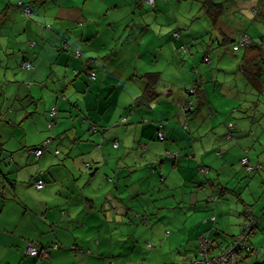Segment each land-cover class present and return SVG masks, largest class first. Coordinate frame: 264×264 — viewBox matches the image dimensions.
Wrapping results in <instances>:
<instances>
[{
    "label": "crops",
    "instance_id": "obj_1",
    "mask_svg": "<svg viewBox=\"0 0 264 264\" xmlns=\"http://www.w3.org/2000/svg\"><path fill=\"white\" fill-rule=\"evenodd\" d=\"M21 2L36 15L23 13ZM158 6L160 12H148L145 0H0V264H146L144 254L161 249L164 232L180 231L175 237L168 233L182 248L187 243L182 229L187 228V247L197 243L193 256L175 248L183 264L198 256L200 236L224 244L243 233L247 214L258 219V228L246 243L261 251L243 250L237 264H264V203L258 209L259 200L249 201L243 193L257 194L254 188L264 183L253 184L255 174L247 175V183L237 174L225 182L227 166L241 165L244 156L249 165L264 169L256 134L262 126L242 114L243 120L236 121L239 137L229 141L218 122L236 110L238 87L247 90L251 79L257 81L238 75L232 83L226 74L218 76L213 59L212 65L203 61L207 44L212 50L218 46L206 37L202 50L181 54L167 35V26L177 18L173 7L163 0ZM147 19L153 29L145 27ZM212 31V37L224 38L223 30ZM25 61L33 69H24ZM87 70L96 72V78ZM148 72L161 73L163 95L149 108L137 107L142 91L138 76ZM197 79L211 103L186 129L178 102ZM53 108L58 116L50 128ZM160 120L166 121L169 137L164 144L152 139L157 130L153 122ZM49 138V150L37 158L32 148ZM202 166L210 168L205 176ZM152 167L166 176L167 185L151 178ZM39 176L46 182L40 191L34 186ZM151 188L154 202L162 200L165 190L174 202L159 207L153 215L159 217L149 215L144 224V206L131 201ZM230 190L240 194L235 204L226 197ZM182 203L192 211L178 210ZM163 209L168 211L160 215ZM173 209L178 216H166ZM181 211L185 219H180ZM195 213H204L203 219L192 220ZM209 216L215 220L208 221ZM131 225L152 233L139 238ZM32 244L48 248L50 258L29 256ZM159 254L166 256V264H175L168 253Z\"/></svg>",
    "mask_w": 264,
    "mask_h": 264
},
{
    "label": "trees",
    "instance_id": "obj_2",
    "mask_svg": "<svg viewBox=\"0 0 264 264\" xmlns=\"http://www.w3.org/2000/svg\"><path fill=\"white\" fill-rule=\"evenodd\" d=\"M147 1L150 3L149 5L147 4V6L149 7V8L147 7L148 12H157V11L160 12L161 11L159 6H158L159 0H154L153 3H151L149 0H147ZM163 1L166 3L167 6L172 8V6L170 5L171 0H163ZM180 1L183 2L184 0H177V3ZM258 1L259 2L256 3L255 6L252 8L254 13H255V16H256L255 18H257L258 16H260L261 18H264V0H258ZM229 2H232L235 6L236 5L238 6V1H236V0H201L203 10H205V13H207L210 16L208 19L215 26H217V24H219L220 22H225L226 19L228 20L227 17L229 14V7H228ZM240 3H241V1H240ZM19 6L23 9V13H26L27 15L33 14L32 7L28 6L25 2H21L19 4ZM137 6H141V3L138 2ZM231 9L232 8H230V10ZM148 12H147V17L149 16ZM230 13H231V11H230ZM140 16L144 17V15H142V14ZM0 20H1V18H0ZM134 20L136 21V18ZM175 22H177V25H175ZM172 23H173L172 25L175 27L171 26L170 28H167V30H168L167 35L170 37V39L173 42L177 43V49L183 55L184 54H190L192 47L195 46L194 43L197 40H200V38L205 36L207 33H210L209 31L198 32L193 27L190 28V27H187L186 25L184 26V25H182L181 21L178 20V17L176 19H173ZM145 24H146L145 27H147V29H149V28L153 29V26L148 23V19L146 20ZM224 28H229L230 29L229 33H228V31H225ZM221 30H223L225 33L223 39H220L217 37L216 38L211 37V39H207V41L204 40V42L205 41L210 42V40H213V41H215V43L218 44V46L230 44L231 45L230 48H231L232 53L236 54V59H239V64L237 67L220 69V71L223 73V75L226 74L228 77L232 78L233 79L232 83L235 82L234 79H236V77L238 75H242L243 77L247 76V77H249V79H251L250 77L253 76V77H255L254 79L257 81V84H255L251 79L249 84H251L253 86L249 85L248 86L249 88L247 90H243L242 88L238 87L239 91H237L236 94H237V96L238 95L239 96L237 98H235L236 99L235 101L236 102L239 101L240 104L237 106L236 110H234V111H235V113L240 114L241 116L239 118H236V119L232 117V119L233 120L235 119V121L232 120L233 122H231V121L229 122L230 125L228 126L227 132L225 134V137L227 138V140L231 141V140H234L236 138L238 139V137H239L240 133H238L239 130L237 129V123L238 122L236 123V121H242L244 118L243 115H245V117H246V119H248V121L251 120L253 125L259 124L264 128V106H263L264 103L262 101V97L259 96V94L261 92L264 93V67L261 66V62L258 61V59H257V55L260 53V51L262 52L263 45L255 43L253 37H251L248 33H245L244 31H242L240 29H236L235 26H233L231 28L227 25L222 26ZM238 34H240V37H239V39H236L237 38L236 35H238ZM207 46H208L207 51H205V53L203 54L204 55L203 61L205 64L212 65L213 52L211 50L213 49V47H212L213 45L209 46L207 44ZM246 65H247V67H246ZM87 71L89 72L91 77L94 75L96 78V72H93L92 70H87ZM196 74L200 76L199 71H197ZM95 78H93V79H95ZM138 78L142 82V91H141V94L135 99L134 104L137 107L138 106H147L149 108L151 106V104L159 103L161 100L160 98L163 95V91L161 89V86L163 83L161 73L160 72H148V73H145L143 75H139ZM199 81H200V79H197L194 82V85L189 90L186 91L187 96L186 95L185 96L187 98L178 102V108H179V111L181 112V115L183 117V123H184L186 129H188L190 127L191 122L196 118V114H198L200 111L205 109V107H207V105L209 103H211L210 97L207 95L205 90L200 88ZM232 85L235 86V84H232ZM256 88H259V89L256 90ZM254 93H256V94L254 95ZM263 97H264V95H263ZM50 120L55 122L56 118H54V119L51 118ZM251 121H249V122L251 123ZM165 122H166L165 120L153 122V124H155V127L157 129L156 133H155L156 136H154V138H152L155 142L164 144L169 140V137H167V135L165 133V125H166ZM92 130H93V132H96L97 128L92 127ZM247 130L249 131L248 134H250V135L253 134V131H251V129H247ZM118 145H119L118 142H116L115 147H118ZM57 153H59V151H57ZM169 156L177 157L176 154H172V153H168V157ZM245 158L249 160L248 156H244L241 159L240 163L243 164V160ZM88 165H89L88 167H90V164H88ZM258 166H261V168H263V166L261 164ZM152 168L153 169L151 170V173H150L151 178L157 177V180H158L157 184H160V182H161L162 184L164 183L165 185H167L166 176H164L162 174V172L160 173L158 171L157 167H152ZM209 170H210V168L207 166H202L200 168V171L203 175L208 173ZM41 178H43V177L41 176ZM157 186L159 187V185H157ZM204 186H205V184H203V187ZM150 190L152 191L153 188H151ZM150 192L148 193V195L150 194ZM151 198L153 200V193H152ZM212 199H214V198L211 197V200ZM147 209L148 208L145 207V205H144V210L146 213L144 215V218H142V222L144 224H148V222L150 220L149 215H150V217L151 216L155 217V216H153L154 213L148 211ZM133 212H135L136 215L141 213V212H137L135 210H133ZM141 215H142V213H141ZM251 218H254L256 220V224H255L254 230H253L255 232V230L258 228V219L256 217H253V214L251 216L249 214H247V219H251ZM244 228H245V224H243V231H244ZM254 232H251V234ZM239 236H233L232 239H230V241L228 242L227 248L232 243H234L235 240ZM213 243L214 244H212L211 246L214 248L215 251L222 248V246L224 245L222 243H219L217 240H216V242H213ZM256 251L260 252L261 250L259 248L257 250L251 248L250 252H256ZM213 252L211 251L212 255H214ZM241 253H242V251L240 252V254ZM240 254H239V257H240ZM238 262H239V260H238Z\"/></svg>",
    "mask_w": 264,
    "mask_h": 264
},
{
    "label": "rangeland",
    "instance_id": "obj_3",
    "mask_svg": "<svg viewBox=\"0 0 264 264\" xmlns=\"http://www.w3.org/2000/svg\"><path fill=\"white\" fill-rule=\"evenodd\" d=\"M241 3L239 2L238 3V6L234 5L232 2H229L228 3V7H229V14H228V20L226 19L225 22H220L219 24H217V26H215L208 18L210 17L207 13H205V10H203L202 8V3H201V0H185L186 3H177L176 0H171V6L173 7V9L171 10L173 14H176V16L178 17V20L181 21L182 25H186L187 27H190V28H194L196 29L197 31L199 32H207L209 31L210 33H207L205 36L201 37L200 40H197L194 44L195 46L192 47V49H196L197 47L202 50L200 48V43L206 39H211L212 37V30L213 29H222V26H229L230 28L235 26L236 29H240L242 31H244L245 33H248L251 37L254 38V41L255 43L257 44H262L263 45V49H262V52L260 51V53L257 55V59L258 61L261 62V66L264 67V18H261L260 16H258L257 18H255V13L253 11V7L255 6L256 3H258L259 1L258 0H240ZM246 1V2H245ZM145 2L149 5L150 3L145 0ZM235 6V7H234ZM230 8H232L230 10ZM231 11V13H230ZM33 15H36V14H33ZM231 17V18H230ZM177 25V22H175ZM235 23V24H234ZM222 24V25H221ZM234 24V25H233ZM171 26L173 25H169L167 26V28H170ZM175 27V26H173ZM225 31H228L229 33V28H224ZM218 36V34L215 35V38ZM237 38L236 39H239L240 37V34L236 35ZM206 37V39H205ZM133 42V41H132ZM149 42V41H148ZM230 44L228 45H223V46H217L215 47L216 49L215 50H211L213 52V68L215 70H217V75L219 76V74H222L223 73L220 71V69H226L227 67H237L238 64H237V59H236V54H233L232 51H231V48H230ZM200 50L198 52H200ZM202 58V54L200 56ZM228 63L230 66H227ZM246 64V63H245ZM247 67V65H246ZM56 68H58L56 66ZM211 85H214V82L211 83ZM141 93V91H140ZM264 93L261 92L259 94V96L262 97V101L264 103V97H263ZM214 102H215V106L218 107V102H216V98H213L212 99ZM229 100V99H228ZM235 104L238 106L240 103L239 101L238 102H235ZM237 106H232L234 108H237ZM264 106V105H263ZM232 111V113H231ZM233 115V116H232ZM78 116V115H77ZM241 115L240 114H237L233 111V108H231V110H229V115L225 118V120H222L221 118L218 119V122H220L221 124L220 125H223L225 126V128L227 129L228 126L230 125L229 122L231 121L232 117L233 118H239ZM72 120H74L76 122V117L75 118H71ZM235 119L233 121H235ZM262 119V118H261ZM263 120V119H262ZM231 121V122H233ZM256 134L258 135V139L261 140V142H259V146H261V148L259 147L258 148V152L257 154H260L262 153V150H264V128L263 127H260L259 129L256 130ZM253 155H256L255 153H252ZM263 155L261 157V161L264 162V152L261 154ZM255 159V158H254ZM259 163V162H258ZM237 166L234 167V166H227V168L225 169V182H228V180L230 178L233 177V175L237 174V175H240L241 176V179H243L245 181V183H247L246 179H247V175H257V178L253 181V184L258 182V183H264V169L263 168H258V169H255L253 170L251 173L252 174H248V170H247V166H244L242 163L241 165L239 164V162L236 163ZM257 164V163H256ZM217 165H220V164H217ZM251 165V164H250ZM253 166V165H251ZM258 166V165H257ZM263 166V165H262ZM256 167V166H255ZM217 169V168H216ZM201 172V171H200ZM213 173H217L216 171H214ZM228 173V174H227ZM227 174V175H226ZM205 176V175H204ZM233 182V181H232ZM231 182V186H233L234 182L232 183ZM254 190H257L258 193L255 194L256 192L255 191H250V190H243V193H244V197L246 199H248L249 201H258V209H260V206L264 203V185L261 186V188H257ZM237 192L238 191H242V190H236ZM235 192V190H230V193L229 194H232L230 197L227 195L226 197L228 199H231L233 204H235V199H237L236 196H239L240 194H235L233 195ZM152 193H153V190L150 192V194H146V195H143V196H140L139 198H136L135 200H133L131 202V205H135L137 208H139L140 206H144L147 207L148 211H152L153 213H158L160 210H159V207H169V202H174V196L172 197H169V195L172 194V192L170 190H165L163 192V196H162V200L160 198H156V201L154 202L152 200ZM255 194V195H254ZM263 195V196H262ZM234 196V197H233ZM180 197L179 195L177 196V198ZM262 197V198H261ZM125 199H127V196L124 197ZM214 200V199H213ZM179 202V201H178ZM156 204V206L154 207V205ZM260 204V205H259ZM182 205V208H180V205H179V208L178 210L180 209H184L186 210L187 212H191L192 210L191 209H188L186 204H181ZM165 209H163L161 211V214L162 213H165L167 212L168 210H166L165 212ZM176 212L177 216H178V212L173 209L172 211L169 212V214L167 213L166 216L168 217H172V214ZM181 214L180 216V219H185L183 213H185V211H181L179 212ZM211 214V213H210ZM204 213L199 215L197 213H195V217L194 221L196 222H199L201 219H203ZM159 217V215H156L155 217ZM235 219H239L240 216L235 214ZM215 220V217H212L209 216L207 218V220ZM154 220V219H152ZM169 220V224H170V218L168 219ZM153 225L155 224V221H153L152 223ZM212 224H215V223H212ZM190 225V224H189ZM203 225V223H202ZM163 226V225H162ZM213 226V225H212ZM211 226V227H212ZM164 227V226H163ZM163 227L160 228L163 229ZM173 227V226H172ZM206 228H208L209 226H204ZM158 228H156L157 230ZM190 230H193L194 228H189ZM130 230L139 238H145V237H149L152 233L151 228H140V227H136V225H131L130 226ZM187 228L186 229H182V237L184 238V240L188 243V233L186 232ZM171 232L173 233V237H175V233H177V235L180 234V231H175L174 228H170L168 230V232ZM168 232H164L163 234V240L162 242H160V246H161V249L157 248L155 251L153 250H148L144 255H145V263L147 264H166L168 262L167 259L165 258L166 256H163L161 257V255L159 254L160 252L161 253H168L169 254V258L172 259V262L175 263V264H181V260L183 258H181V255L178 253L179 251H177L175 248H180L178 246V243L179 241L176 240L175 238L171 237L169 235ZM156 233V232H155ZM193 235V234H191ZM220 240H223L222 238ZM228 241V240H227ZM200 242H201V236L199 237V240H198V253H200ZM187 243H184L182 248L178 249L180 250L181 254L183 255H186V253L189 255V256H193V252L195 253V248H196V243L195 241L193 242H190L189 246L187 247ZM227 246H228V242L227 243H224V245L222 246V248L216 250L213 252V254L215 256H219L221 255L223 252H225V250L227 249ZM172 249H174L175 251H172ZM187 250L186 253L184 250ZM182 250V251H181ZM155 255H158V258H155L154 256ZM199 255V254H198ZM167 257V258H168ZM150 260V261H149ZM154 260H156V263H154ZM141 261V260H139ZM166 262V263H165ZM141 263V262H140Z\"/></svg>",
    "mask_w": 264,
    "mask_h": 264
},
{
    "label": "built area",
    "instance_id": "obj_4",
    "mask_svg": "<svg viewBox=\"0 0 264 264\" xmlns=\"http://www.w3.org/2000/svg\"><path fill=\"white\" fill-rule=\"evenodd\" d=\"M151 3L154 0H149ZM28 12V11H27ZM33 64L29 61H25L23 63V68L27 70L33 69ZM95 78V76H92ZM51 118H57L58 110L57 108H53L50 112ZM54 121L49 122V127L52 128L54 126ZM51 138L46 139L41 146L32 148L31 152L36 155L37 158L41 157L47 150H49V146L51 144ZM243 164L247 166L248 170L252 172L253 170L260 168L261 166H251L249 165L248 159L243 160ZM34 186L37 190H42L45 188L46 183L41 176L36 178L34 182ZM256 224V220L254 218L249 219L248 222L245 223V228L241 236H239L234 243H232L226 250L219 256L212 255L211 251H215L214 248L211 246L214 244L206 237H201L200 242V253L199 255L189 261H185L183 264H237L239 260V254L243 250H247L248 252L251 251V248L247 245V241L249 240V236L251 232H254V226ZM57 248V245H54ZM27 254L33 257H41L43 259L50 258V252L48 248L40 247L36 244H32L27 249Z\"/></svg>",
    "mask_w": 264,
    "mask_h": 264
}]
</instances>
